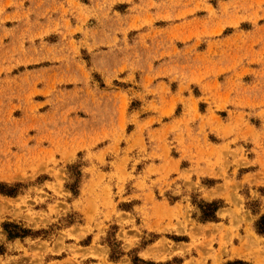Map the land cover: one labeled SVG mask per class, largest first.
<instances>
[{
    "label": "rangeland",
    "instance_id": "obj_1",
    "mask_svg": "<svg viewBox=\"0 0 264 264\" xmlns=\"http://www.w3.org/2000/svg\"><path fill=\"white\" fill-rule=\"evenodd\" d=\"M262 217L264 0H0V264H264Z\"/></svg>",
    "mask_w": 264,
    "mask_h": 264
},
{
    "label": "trees",
    "instance_id": "obj_2",
    "mask_svg": "<svg viewBox=\"0 0 264 264\" xmlns=\"http://www.w3.org/2000/svg\"><path fill=\"white\" fill-rule=\"evenodd\" d=\"M209 208L212 209V211L210 212V214H207V216L205 217V221L207 220H213L214 219V214L215 212L217 211L215 209V206L214 205H207ZM255 229L256 231L261 234V235H264V217H262L258 222L257 224L255 225ZM235 264H243V263H235Z\"/></svg>",
    "mask_w": 264,
    "mask_h": 264
}]
</instances>
